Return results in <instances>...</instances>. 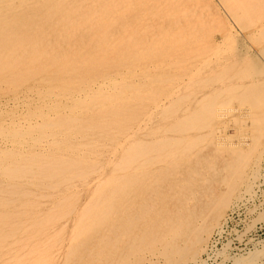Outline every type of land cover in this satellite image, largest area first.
<instances>
[{"label": "bare ground", "instance_id": "6f19581e", "mask_svg": "<svg viewBox=\"0 0 264 264\" xmlns=\"http://www.w3.org/2000/svg\"><path fill=\"white\" fill-rule=\"evenodd\" d=\"M262 162L264 0H0V264H205Z\"/></svg>", "mask_w": 264, "mask_h": 264}, {"label": "rangeland", "instance_id": "374dc122", "mask_svg": "<svg viewBox=\"0 0 264 264\" xmlns=\"http://www.w3.org/2000/svg\"><path fill=\"white\" fill-rule=\"evenodd\" d=\"M261 173H263L262 176L260 177V179L257 181V183L254 186V193L257 195L254 194L255 197H252V198L246 196V200L240 201L241 204H239L240 203L239 202L236 205L235 209H233L231 211L228 210V212H229L228 213L229 228L227 229V231L230 230L231 232L229 231L230 233L226 232V234H224L223 240H222L223 241V247L222 248L219 247V250H218L219 253L217 252V254H216L217 257H216V255L214 257L215 260H214V258L212 259L213 261L207 260L206 257H204L205 254L202 253L201 258L206 259L205 264H208V263L209 264H215V262H216V264H224V263L235 264L234 263L235 260L231 261L232 257H235V258L246 257V256L248 257V256H250V254L251 255L254 254V256H255V254H257L259 252H260L258 254L259 258H257L253 264H264V255L261 254L264 251V247H263V244H264V162H262V164H261ZM253 206H255V207H253ZM249 209L250 210L252 209V211H249ZM236 210H237V212H236ZM246 210H247V212H246ZM234 212H236V213H234ZM250 212H251V214H250ZM238 214H239V216H238ZM261 214H262V217L260 218ZM231 220H232V222H230ZM232 226L236 230L232 229ZM240 233H241V235H240ZM238 237H240V238H238ZM249 238H251V239H249ZM231 240H232V242H231ZM225 241H226V244H225ZM228 241H229V243H228ZM228 244L230 246H228ZM234 245H235V247H234ZM236 245L238 247L239 246L240 247L238 248ZM228 252H229V254H228ZM222 253H224V254H222ZM224 255H225V258L223 259ZM260 256H262V257H260ZM256 257L257 256H255L254 258H256ZM218 261H220V263Z\"/></svg>", "mask_w": 264, "mask_h": 264}, {"label": "built area", "instance_id": "2783aa9c", "mask_svg": "<svg viewBox=\"0 0 264 264\" xmlns=\"http://www.w3.org/2000/svg\"><path fill=\"white\" fill-rule=\"evenodd\" d=\"M226 232H227V230H224L222 232V234L216 233L212 236V239L209 242L208 252L205 253V257L207 260H212L215 257V255L217 254L219 247H221V248L223 247V241L222 240H223V236H224V234H226Z\"/></svg>", "mask_w": 264, "mask_h": 264}]
</instances>
